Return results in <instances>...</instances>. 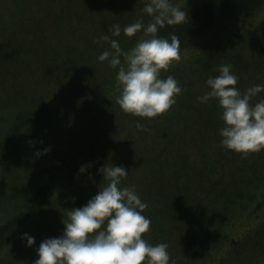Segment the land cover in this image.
<instances>
[{
    "label": "trees",
    "instance_id": "trees-1",
    "mask_svg": "<svg viewBox=\"0 0 264 264\" xmlns=\"http://www.w3.org/2000/svg\"><path fill=\"white\" fill-rule=\"evenodd\" d=\"M99 3L103 4L99 8L106 4L104 0H0L3 11L17 9L25 13L30 8L27 13H33L28 28L24 14L19 16L20 22L25 25L17 34L27 40L19 45L24 63L15 62L18 67L21 64H26L27 68L35 65L39 81L41 76L52 77L53 72L57 80L67 79V85L70 82L72 89L70 86L63 89L69 91L70 97L82 93L90 99L86 88L87 85L90 90L93 88L92 107L86 116L89 121L83 124L80 133H76L79 139L87 135L89 146L86 151L83 149V154L82 147L74 145V159L83 158L87 164L95 163L100 169L103 165H110L108 158L112 159L116 154L126 156L122 165L128 172L122 179L131 177L130 172L134 169L147 181L138 179L135 186L142 201L147 202L141 211L150 218L149 229L142 236L152 244L166 242L170 259H174L175 264H264V149L241 155L223 146L219 128L224 122L220 118L221 108L216 98L210 97L206 103L197 99L207 89V77L217 75L218 66L223 63L232 65L230 71L238 76L236 87L242 92L248 87L247 83L250 86V83L264 84V26L251 31L252 19L264 13V0H200L176 4L187 12L185 20L165 24L158 29V34L168 36L175 33L180 39V60L173 61L166 70L161 69V75L172 74L181 85V92L166 111L150 118L126 112L116 101L121 87L116 77L119 65L109 67L110 72L105 78L94 72L92 84L86 73L87 67L83 68V73H76V62L70 59L67 48L54 49L55 46L48 44L44 47L42 43L43 21L53 19L48 21V25H52L54 38L61 42L63 37L70 35V30L84 27V15L88 12L95 14V6ZM88 4L93 6L89 8ZM52 6H55L54 14H50ZM134 8L141 9L138 4ZM40 14H43L41 18L38 17ZM50 15L53 17L50 18ZM132 16L135 15L130 14L129 17ZM240 21H248L247 30L242 28L235 32L231 24ZM226 24L230 33L221 39L211 38V41L205 42L208 35L223 32ZM145 35L138 39L145 38ZM233 35L245 42L221 41L229 40ZM31 37L37 38L38 45L28 42ZM135 43L132 42L126 51ZM61 53L66 59L58 62ZM121 63L126 65L123 55ZM32 79L25 84L28 86ZM261 97H264V89L251 97L250 103ZM60 110L59 104L42 101L32 109L18 113L0 131V167L31 159L46 138L49 126L57 120ZM130 118L139 119L137 121H141L144 127L138 128L135 124L136 130L132 133L130 127L126 129ZM165 118L168 122L172 121V131L159 130L158 121ZM98 120L107 127L102 129L103 132L96 125ZM94 125L109 141L108 146L97 145L95 135L90 131ZM174 128L177 129L174 131ZM159 139H169L168 157L164 156V151H158ZM140 142H144L143 147ZM97 149L103 151L102 154L91 153ZM105 159L106 163L102 162ZM164 162L168 183L157 176L162 172ZM133 163L139 166V170L132 166ZM70 174L73 171L70 170ZM103 180L107 183L105 177ZM128 181L134 180L130 178ZM72 188L74 199L76 196L83 199L84 192L78 191V187ZM69 189L41 184L29 195L26 205L0 222V259L46 205L67 197ZM182 257H186V261L183 262Z\"/></svg>",
    "mask_w": 264,
    "mask_h": 264
},
{
    "label": "clouds",
    "instance_id": "clouds-1",
    "mask_svg": "<svg viewBox=\"0 0 264 264\" xmlns=\"http://www.w3.org/2000/svg\"><path fill=\"white\" fill-rule=\"evenodd\" d=\"M143 10L152 17L146 24L143 17H138L123 29L118 22L109 25L111 36L104 33L97 39L108 41L110 47L97 59L107 60L112 67L119 65L116 77L121 87L116 101L120 107L150 118L166 111L181 92L172 74L161 75V69L180 60V39L175 33L159 35L158 29L183 22L187 12L172 0H147ZM141 29L145 38L138 39L127 51L113 38L122 30L131 36ZM121 55L126 65L121 63ZM218 67L219 73L207 77V89L197 99L206 103L210 97L216 98L224 122L219 128L220 143L241 155L264 149V97L250 103L264 84H252L242 92L236 87L238 76L230 71L232 65L223 63ZM136 126L144 127L141 121H136ZM101 168L107 183L84 204L70 208L68 219H63L62 234L42 239L32 264H175L166 242L152 244L142 236L150 226V218L141 211L147 202L142 201L134 185L121 186L128 172L125 166L112 163ZM79 170L84 171L85 165ZM21 237L26 245L35 241L27 231Z\"/></svg>",
    "mask_w": 264,
    "mask_h": 264
},
{
    "label": "rangeland",
    "instance_id": "rangeland-1",
    "mask_svg": "<svg viewBox=\"0 0 264 264\" xmlns=\"http://www.w3.org/2000/svg\"><path fill=\"white\" fill-rule=\"evenodd\" d=\"M104 1L106 4H104L102 8H99V6L103 4H96L94 9L95 14L88 12L84 15L86 24L84 27L82 26V29L74 31L70 30V35L63 37L61 42H58V38H54L55 32H52V25H48V21L53 19H47L48 21H43V23H41V30L43 34L41 38L43 39L42 43L44 44V47L49 44L55 46L54 49L60 48L61 50H66L67 48L70 52V59H73V61L76 62V73H83V68L87 67L86 73L90 77L92 84H94V72L100 75L101 78H105L110 72L109 67H112L107 63V60L101 61L97 59L98 54L101 51L110 47L108 41L97 38L104 33L111 36V32H109L108 29L109 25L113 22H118L121 25V29H123L126 24L134 22L138 17H143V21L146 20V23L152 18L150 14L143 10V5L147 2V0ZM190 1L200 0H172V3L176 5L179 2L183 3ZM118 2H121V4ZM137 4L141 9L137 8ZM92 6V4H88L89 8ZM52 7L53 10L50 11V14H54L53 12L55 11V6ZM5 11L6 10L3 11L0 7V131L5 128L18 113L27 109H32L42 101H46L51 104H59L61 106V110L57 120L49 126L46 138L35 151L31 159H25L23 160V163H19L17 165H6L0 167V222L16 212L18 208H22L23 205H26L29 195L41 184L47 183L53 188H55V186L66 187L68 189L71 187V189L67 191V197L57 199L55 203L47 204L46 208L42 210L38 217H36V219H34L26 227L25 231L35 237L34 243L32 245H26L24 238H22L20 234L16 238L13 247L10 248V250L0 259V264H32V261L37 256L35 249L39 242L45 237L62 234L64 228L63 219H68L67 213L70 208L78 207L84 204L91 195L99 190V186H103L106 183L103 180L104 177L101 171H99L97 164H87L83 158L74 159L73 157L74 145L79 144V146L82 147V150L87 149L89 146V137L87 135H83L84 138L79 139L76 136V133L78 131L80 133V129L83 124L89 121L86 116L87 112L92 107L90 99L92 100L94 96L92 94L93 88L90 90V86L88 85L86 88L87 96L90 99H86L82 93H76L74 97L72 94L71 97L73 98L71 99L69 91L64 90L68 86L72 89L71 83L69 82L67 85V79L66 81L57 80L58 78H56V74H54L53 70H51V72H53L52 77L56 79L45 75L41 76L39 81L38 75L36 76V73L39 74V71L37 72L38 69L35 65L27 68L26 64H21V67H18L15 62L24 63L21 49L18 48L20 44L23 45V42H26L27 40L26 37L17 34L18 30L25 25V23L20 22L19 16L20 14H24L23 16L27 20V24L25 26L28 28L31 25V17L33 13H27V11H30V8H27L25 13L17 9ZM78 12L81 13L79 10ZM130 14L135 16L130 18ZM42 15L43 14H40L38 17L41 18ZM50 16V18L53 17L52 15ZM87 17L89 21L87 20ZM247 24L248 21H240L238 23L231 24V26L235 29V32L241 30L242 28L246 31ZM251 26V31H257L264 26L263 12H261L258 17H254V19H252ZM223 28V32H218L217 35H208L205 42H209L214 38L221 39L226 34L230 33L229 25L226 24ZM142 34H144L142 29L138 30L131 36L124 34L122 30L118 36L113 38L117 39L121 44L122 49L126 51L130 44L132 42H136ZM234 35L232 38H229V40L222 39L221 41L230 43L245 42L244 39L238 37L235 39ZM247 39L249 40V37ZM28 42L38 43L37 38L32 37ZM60 55L61 58L59 60L57 59L58 62L60 60L65 61V56L62 53ZM48 63L50 65V61ZM81 65L83 66L81 67ZM58 71L59 70H57L56 73H58ZM67 76L70 77V75ZM31 77H33V79L27 86L25 83H27V80L29 81ZM250 84L252 85V83ZM247 86L249 87L250 85L247 83ZM137 120L132 118L128 119L129 124L126 126V129L130 127L132 133L135 132V124ZM158 122V125H160L159 130L164 131L167 129L172 131L170 127V122L172 124V121L168 122L165 118L164 121L159 120ZM96 125L102 132V129L107 128L99 120L96 122ZM176 129L177 128H174V131ZM90 131L94 133V140L97 142L98 146L105 147L109 145V141L106 140V137L103 136L101 132H98L95 125ZM168 136L170 139L171 134ZM156 138H159V136L156 135ZM130 139L133 138L130 137ZM169 139H159L160 141L157 140V144H159L158 151H164L165 157H168L169 155V152L167 151L170 146H168ZM81 140H83V142ZM120 142H122V139L118 142L119 145ZM143 144L144 142H140L142 147ZM46 148L47 150L45 151ZM38 150L39 155H37ZM84 150L83 154H85L84 152L86 151ZM158 151L157 153H159ZM102 152L103 151L99 149L91 151L93 154H102ZM197 156L195 155V157ZM125 157L126 156L124 155L116 154V156L112 159L108 158V163L111 165L112 160L115 164H123L125 162ZM102 162L106 163V159ZM82 164L85 165L84 171L79 170L80 165ZM132 166L136 170H139V166H134V163ZM70 170L73 171L72 175L70 174ZM161 170L162 172L156 175L163 179L164 182L168 183L165 162L162 164ZM130 175L131 177L129 176L122 179V182L125 185L121 182V186H136V181L138 179H142L144 182H147L145 181V177L139 176V173L137 174L134 169L130 172ZM130 178L134 181H128ZM72 186L78 187V191H81V193L84 192L83 199L78 196L74 199L72 195L74 192ZM70 195H72V197H70ZM52 196L54 195H51V197ZM181 259L184 262L187 258L182 257Z\"/></svg>",
    "mask_w": 264,
    "mask_h": 264
}]
</instances>
